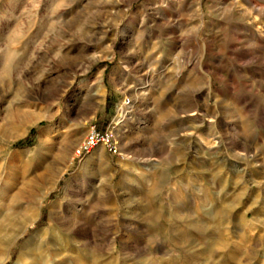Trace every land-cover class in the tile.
I'll list each match as a JSON object with an SVG mask.
<instances>
[{"label": "rangeland", "instance_id": "374dc122", "mask_svg": "<svg viewBox=\"0 0 264 264\" xmlns=\"http://www.w3.org/2000/svg\"><path fill=\"white\" fill-rule=\"evenodd\" d=\"M45 244L264 264V0H0V264Z\"/></svg>", "mask_w": 264, "mask_h": 264}, {"label": "built area", "instance_id": "2783aa9c", "mask_svg": "<svg viewBox=\"0 0 264 264\" xmlns=\"http://www.w3.org/2000/svg\"><path fill=\"white\" fill-rule=\"evenodd\" d=\"M98 145H103L113 153L118 151V142L114 130L99 132L93 128L86 136L84 142L78 150V154L90 153Z\"/></svg>", "mask_w": 264, "mask_h": 264}, {"label": "bare ground", "instance_id": "6f19581e", "mask_svg": "<svg viewBox=\"0 0 264 264\" xmlns=\"http://www.w3.org/2000/svg\"><path fill=\"white\" fill-rule=\"evenodd\" d=\"M251 1V0H250ZM237 138V137H236ZM235 142V141H234ZM236 144V143H235ZM238 144V143H237ZM233 145V144H232ZM231 146V145H230ZM237 146H239V145H237ZM22 232H23V229H19L18 231H17V233H16V235L14 236V240H16L21 234H22ZM56 233V232H55ZM51 234V232H47V233H44L43 235H44V238L46 239L47 238V236L48 235H50ZM57 238V237H56ZM55 239V238H54ZM58 239H59V237H58ZM60 240V239H59ZM43 243V242H42ZM53 243V242H52ZM109 245V244H108ZM26 246V245H25ZM43 248H46L47 249V252H48V247H47V245L45 244V245H42V246H40V247H38L37 249H33V252L32 253H30V252H28L27 250H26V248L25 247H23V250L24 251H27V254L30 256V255H34V256H36V258H33L34 259V261H33V264H37V260H38V258H39V260L40 261H45V259H44V255H43ZM55 248V247H54ZM111 248V247H110ZM51 248H49V250H50ZM112 250H113V248H111ZM111 250V251H112ZM60 251V250H59ZM48 256V255H47ZM46 257V256H45ZM47 259V258H46ZM51 259V258H50ZM5 262V261H4ZM22 262V261H21ZM51 262L53 263V264H63L62 263V261H58L57 263H55V260H51ZM75 263V262H74ZM110 264H113V263H110Z\"/></svg>", "mask_w": 264, "mask_h": 264}]
</instances>
